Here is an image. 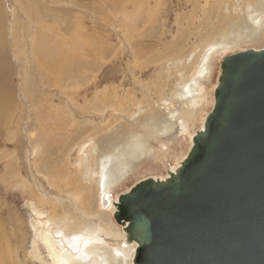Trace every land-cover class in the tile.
Returning <instances> with one entry per match:
<instances>
[{
    "label": "rangeland",
    "instance_id": "obj_1",
    "mask_svg": "<svg viewBox=\"0 0 264 264\" xmlns=\"http://www.w3.org/2000/svg\"><path fill=\"white\" fill-rule=\"evenodd\" d=\"M245 6L244 0H0V255L9 254L0 264H51L41 235L52 233L48 242L58 253L54 233H69L58 222L63 214L78 218V225L94 226L92 237L101 240L87 248L98 256L82 262L62 250L64 264L130 259L128 251L126 257L116 254L118 243H105L97 230L102 225L120 235L112 210L84 204L98 171L88 149L128 130L146 141L147 155L133 161L108 193L113 203L136 182L165 177L212 109L220 62L264 45V22L259 43L220 44L221 32L225 40L236 36L237 31L229 35V21L241 18ZM213 42L216 54L208 60V76L199 78L201 98L192 123L177 122L164 136L146 135L149 109L158 115L163 103L178 108L172 94L178 83L190 86L197 79ZM101 103L102 110L95 111ZM72 203L96 216L84 219Z\"/></svg>",
    "mask_w": 264,
    "mask_h": 264
},
{
    "label": "water",
    "instance_id": "obj_2",
    "mask_svg": "<svg viewBox=\"0 0 264 264\" xmlns=\"http://www.w3.org/2000/svg\"><path fill=\"white\" fill-rule=\"evenodd\" d=\"M114 206L133 264H264V46L223 58L176 171L136 182Z\"/></svg>",
    "mask_w": 264,
    "mask_h": 264
},
{
    "label": "bare ground",
    "instance_id": "obj_3",
    "mask_svg": "<svg viewBox=\"0 0 264 264\" xmlns=\"http://www.w3.org/2000/svg\"><path fill=\"white\" fill-rule=\"evenodd\" d=\"M244 3L247 4V6H245L246 8L243 10V12L240 10V12L242 13L241 18L239 16H233L229 21V25L232 27V29H230L231 33L229 35H232L233 31H237V34H235L236 36L231 37L229 40H225V36H223V32H221L220 33V39L222 38L220 41L221 45H224L226 42H228L231 45H235L240 40H246V39L255 40L256 43H259L257 42V40H259L258 38L262 35L261 25L264 22V19H260V17L264 16V0H244ZM258 20L260 24H258L259 22L256 24V21ZM217 44H218L217 42H213L209 44V48L204 53L199 69L196 72L197 79H194L193 84L189 86V84L185 85L183 84V82L178 83V86H180V89L178 91H174V93L172 94V97L176 100V102L177 101L179 102L178 108L173 107L171 103H167V104L163 103L162 106L159 105L157 107L158 113L159 111L162 112V113H159L158 115L152 109H149V113L146 115L147 120L143 123L144 124L143 127L145 129L146 135L148 134L149 137L153 135L164 136L167 133L171 132L173 129H175L177 122H179V124L182 127H185L187 123H190V122L192 123L193 113L195 112L194 111L195 105L197 104L198 99L201 98L200 97L201 89H199L200 88L199 78L200 77L205 78L208 76L207 73H205L207 70L206 66L208 64V60H210V58L214 54H216L214 46ZM40 48L41 47L39 46V49ZM260 49L256 51H259ZM45 52H48V51H45ZM0 54H1V50H0ZM179 81H182V80H179ZM193 96L195 97L193 98ZM184 98H187V99L184 101ZM101 105H105V103H101L100 106L98 107V110H95L94 109L95 107L93 109L99 112L102 110ZM114 109H117V107ZM120 110L121 109L117 111L120 112ZM203 124H202V128H203ZM198 131H195L194 136L196 135ZM122 134L123 135H121V137L106 136L99 141H95L94 144L91 146V148L88 149L92 153L93 157L96 159V162L98 165V171L96 172L97 173L96 187H94L93 189V192H92L93 194H91V198L86 197V196L84 197V200H85L84 204L88 208L93 207L97 209V206L100 207V204H101L104 209L112 210V213L114 214L115 212L114 203H117V201L113 203L110 197L108 196V193L112 190V188H114L113 186H117L121 182L120 178L123 177V174L127 173L128 170L130 171V166L133 161L139 160L140 158H144L147 155L146 147H145L146 141L144 140V137L139 135L137 132H133L132 130H128L127 134L125 131H122ZM191 143H192V140L190 142V145ZM85 148L86 147L84 145L80 146L78 149L79 153L80 154L83 153L85 151ZM133 153H136V156H134ZM186 154L181 158L180 161H182V159L185 158ZM180 161L176 164V166L171 171L169 170L168 173L175 172ZM168 173L166 174L165 177H162L159 179L162 180L168 177ZM69 178H67L68 181H71L72 179L70 178L71 179L70 180ZM154 179H158V178H154ZM68 183L67 184L65 183V185L66 186L69 185ZM76 201H78V199ZM79 201L82 202L81 200ZM58 203H59V200H58ZM74 206L76 207V204H74ZM76 211L78 215L83 216V218L87 220L90 219V217L96 216L94 214L88 216L85 214L83 210H80L77 207H76ZM95 211H98V210H95ZM36 215L41 216V214L38 212H36ZM75 219L78 220V218H75L74 216L72 217V215H69V214H63V215L58 216L59 224H62V225L65 224V230L69 231L67 236L65 234V231L59 230L54 233L56 235L58 234L59 236L58 237V253L54 250L53 247H51V244L48 242L49 240L48 236L52 233L47 232L46 234L41 235V241L43 242V244L45 245L48 251L51 264H64L61 254H60L62 250H65L67 257H69L70 259L72 258L74 260L76 259L79 262H82L84 260L91 258L93 254H94L93 258L95 256H98V254L96 253L98 251L92 252V254L90 255L91 251L87 250V248L89 247L94 248L92 247L94 243L98 244V242H101V240L92 237V234L94 233V229H95L94 226H90L87 224V222H84V221H82V223L78 225V221H76ZM97 227H98L97 230L101 232L100 235L105 240L104 241L105 243L114 242V243L119 244V246L118 244H114L116 246L115 248L116 254L121 255V257H126V254H124V252L125 251L129 252L130 259L128 261H125V263L123 264H133V259H134L135 251L137 248L136 243L130 242V241L125 243L127 235L126 233L124 234L122 230H121L120 235L113 236L104 227H102V225L101 226L98 225ZM111 239H113V241ZM7 255H9L8 252H4L0 255V258L1 259H3V257L7 258ZM86 264H91V262L89 261Z\"/></svg>",
    "mask_w": 264,
    "mask_h": 264
}]
</instances>
